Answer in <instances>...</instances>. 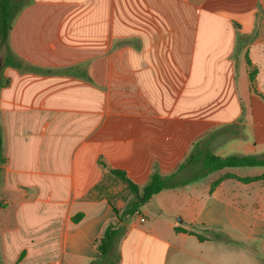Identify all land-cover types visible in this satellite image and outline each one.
I'll list each match as a JSON object with an SVG mask.
<instances>
[{"label":"crops","instance_id":"crops-1","mask_svg":"<svg viewBox=\"0 0 264 264\" xmlns=\"http://www.w3.org/2000/svg\"><path fill=\"white\" fill-rule=\"evenodd\" d=\"M28 1L11 49L58 72L0 71L2 264H92L118 221L110 203L126 206L111 169L142 188L214 128L264 124V0ZM220 138L218 156L264 150L228 139L244 150L220 155ZM247 168L155 195L125 224L118 264H264V182L227 178L264 176Z\"/></svg>","mask_w":264,"mask_h":264},{"label":"trees","instance_id":"trees-1","mask_svg":"<svg viewBox=\"0 0 264 264\" xmlns=\"http://www.w3.org/2000/svg\"><path fill=\"white\" fill-rule=\"evenodd\" d=\"M28 2V0H0V42L7 47L4 66L41 75L57 73L58 70L41 68L24 62L19 57H17L11 49L10 33L13 23L18 14L23 10ZM247 64L250 68L252 67L250 60H247ZM256 73V69L251 68L249 76L251 81V89L254 92H256L254 83ZM231 128L236 127L234 125L222 127L194 143L190 154L176 172L168 176H163L158 171H154L149 182L142 188L136 185L127 176L125 171L111 169L109 172L110 178L115 177L117 180L123 183L131 194V199L126 203L125 209L123 211L119 210L112 203H110L118 221L115 224H110L106 228L103 237L97 241V248L101 253V258L97 261H94L92 264H118L120 255L117 246L125 233V224L131 221L134 216L139 215L142 208L148 205L154 196L161 193L162 191L184 188L187 185L197 182L214 172H218L227 168H264V152L260 154H232L226 157L218 156L213 152L212 143L214 140H216L218 137L228 135V132H230L229 130ZM234 131V134L232 136H228V139L241 138V133L237 129ZM5 162L6 159L1 155L0 184L3 165ZM99 163L102 166H105L103 161H100ZM189 172H192L191 177H182L184 174ZM227 178L236 179L243 183H250L257 180L264 182V176L255 178H240L234 175H228ZM98 189L107 190L108 186L103 182V184ZM3 208H5V205L0 202V209ZM80 218L81 215L76 216L73 218V221H79ZM176 231L185 230L182 228H176ZM23 256L24 252L21 254V258ZM0 264H2L1 251Z\"/></svg>","mask_w":264,"mask_h":264},{"label":"rangeland","instance_id":"rangeland-1","mask_svg":"<svg viewBox=\"0 0 264 264\" xmlns=\"http://www.w3.org/2000/svg\"><path fill=\"white\" fill-rule=\"evenodd\" d=\"M7 47L5 45H3L0 42V56L2 55H6V51ZM0 59H2L0 57ZM254 113L256 117H263L264 116V112H262V110L260 111H255ZM247 114V113H246ZM246 114H244L243 119L237 123V124H232L234 125L236 128H231L228 132V135L221 137L220 139H218L214 145V150L216 151L217 154L220 155H225V154H232V153H237L240 152L244 149H242L241 147H230L227 146L225 140L228 139V136H232L234 134V130H238L241 133V140H244L246 143H254L255 145L253 146L254 148L258 147V146H264V124L261 123H256L255 121H253L252 119H249L248 117H246ZM223 127V126H221ZM220 128H214L215 131L216 129ZM213 129V130H214ZM250 148L245 149V150H250L251 148L253 149V147H251V145L249 144ZM261 152H264L261 151ZM260 153V152H259ZM249 171H255L253 169H249L247 168ZM192 172L186 173L184 174L182 177L183 178H189L191 177ZM107 184H109L111 190H112V195L111 198L114 201H121L122 203H127L130 199H131V194L129 193V191L124 188V186L120 183V182H114V181H108L107 180ZM5 256H11L12 252H4ZM3 264H12L8 261L7 258L4 259Z\"/></svg>","mask_w":264,"mask_h":264},{"label":"water","instance_id":"water-1","mask_svg":"<svg viewBox=\"0 0 264 264\" xmlns=\"http://www.w3.org/2000/svg\"><path fill=\"white\" fill-rule=\"evenodd\" d=\"M3 61L0 59V71H1V69H2V67H3ZM0 156H1V135H0Z\"/></svg>","mask_w":264,"mask_h":264}]
</instances>
